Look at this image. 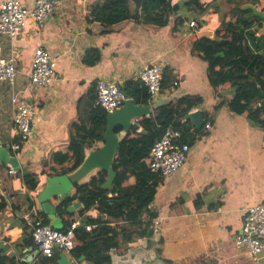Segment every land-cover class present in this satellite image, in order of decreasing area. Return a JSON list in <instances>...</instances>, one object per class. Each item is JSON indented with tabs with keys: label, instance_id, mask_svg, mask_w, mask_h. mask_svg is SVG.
Instances as JSON below:
<instances>
[{
	"label": "crops",
	"instance_id": "0c3cea01",
	"mask_svg": "<svg viewBox=\"0 0 264 264\" xmlns=\"http://www.w3.org/2000/svg\"><path fill=\"white\" fill-rule=\"evenodd\" d=\"M4 1L0 0V5ZM19 1L32 9L33 0ZM106 1L58 0L41 28L29 19L14 38L0 35V58L13 56L17 64L15 83L0 86V148L4 150L0 153V197L7 204L0 211L1 253L14 264H55L59 255H41L30 238L34 219L52 227V213L59 220L58 229L73 222L80 229H92L81 225L97 213L93 209L84 211L78 201L69 204L80 203L66 220L59 215L62 184L56 183L46 194L53 177L41 178V187L33 192L23 184V176L38 174L42 167L51 166L55 154H64L77 141L73 124L81 121L91 129L97 80L122 86L138 81L135 76L144 66L159 63L164 70L162 88L149 105L155 103L158 109L176 100H192L195 105L190 112L200 111L204 124L196 130L186 116L182 119L193 139L189 138L184 165L157 186L151 205L157 213L152 245L141 239L127 250H154L170 264H264V245L253 262L245 250L234 244L246 208L264 203V111L259 118L252 114L264 107V94L249 111L233 113L229 107L234 97L231 86L213 88L208 79L209 63L195 54L201 40H215L224 34L225 24L236 21L238 8L250 11L251 21L258 19L261 26L256 37L264 35V0H197L198 5H187L191 0H171L178 7L162 27L134 18L103 25L93 10ZM128 4L132 16L141 15L132 0ZM202 7L207 10L201 14ZM191 21L198 27L190 28ZM247 44L253 49L249 41ZM38 48L55 59V77L44 88L31 85L29 80L31 61ZM18 91L35 111L32 137L13 152L10 146L18 142V136L10 99ZM102 144L101 140H87L83 143L84 156ZM10 169L16 171L14 176L8 174ZM134 181L133 177L128 180L130 185ZM69 192L71 197L73 186ZM78 246L81 242L76 239L75 247ZM127 250L111 252L123 256ZM60 252L69 264H92L74 250Z\"/></svg>",
	"mask_w": 264,
	"mask_h": 264
},
{
	"label": "trees",
	"instance_id": "16d2710c",
	"mask_svg": "<svg viewBox=\"0 0 264 264\" xmlns=\"http://www.w3.org/2000/svg\"><path fill=\"white\" fill-rule=\"evenodd\" d=\"M132 1L141 15H131L129 0H107L102 6H96L93 14L96 20L107 26L134 18L148 25L162 27L167 25L169 17L178 7L172 5L171 0ZM188 3L199 4L197 0ZM206 10V7H202L200 13ZM237 12L236 21L225 24L224 34L215 40H201L195 46V54L209 63L208 79L213 88L231 86L234 97L229 107L233 113L243 114L263 99L264 35L256 37L261 24H257V18L250 20V11L238 8ZM248 41L253 49L248 46ZM93 62L95 60L90 63ZM215 67L219 69L215 70ZM120 88L137 105L151 103L146 87L139 81L125 82ZM194 105L192 100L180 99L159 107L149 117L138 122L140 131L130 130L122 138L112 166L116 177L110 190L101 188L107 180V174L98 170L84 183L73 185V195L57 207L59 215L64 220L70 216L67 207L72 201L82 203L84 211L93 209L97 213L95 218L87 217L81 225L91 226L90 231L80 228L75 231L76 239L81 242V246L73 249L78 255L84 256L92 264H110V252L113 250L125 253L128 247L141 239H147L151 247L153 220L157 217L151 205L163 178L149 171L145 159L167 128L181 132L179 142L188 144L190 135L182 119ZM263 111L264 107L253 110V117L259 118ZM106 116L107 113L96 106L90 115V130L81 121L73 124L71 129L77 141L64 154H55L51 166L42 167L38 174H25V187L36 192L41 187V178L65 176L80 168L84 158L83 143L101 140ZM120 131V128H115V133ZM192 139L191 136L190 141ZM131 177L135 180L133 185L128 182ZM6 206L0 197V211ZM42 223L47 225L46 222ZM21 227L23 231L27 230L26 226ZM0 264L14 263L0 252Z\"/></svg>",
	"mask_w": 264,
	"mask_h": 264
},
{
	"label": "built area",
	"instance_id": "2783aa9c",
	"mask_svg": "<svg viewBox=\"0 0 264 264\" xmlns=\"http://www.w3.org/2000/svg\"><path fill=\"white\" fill-rule=\"evenodd\" d=\"M58 0H33L32 9H28L19 0H5L0 5V35L9 38L17 36L26 25L27 20H32L38 28H41L47 18L55 10ZM190 28L198 25L191 21ZM164 70L161 64L151 63L144 66L135 76L147 89L151 99L156 98L162 86ZM17 76V64L13 56L0 58V86L2 84H14ZM55 77V59L43 48L34 52L30 66L29 80L31 85L44 88L51 84ZM121 86L114 81L97 80L96 106L107 114L120 107L128 99L121 91ZM13 108V124L17 131L18 142L11 144L10 148L16 152L20 145L27 142L33 134L32 117L34 105H32L20 91L11 95ZM210 129L209 124H205ZM181 134L177 130L167 128L161 139L150 149L145 159L151 173L162 178L175 174L185 163L189 146L179 142ZM9 175L14 176L16 171L10 169ZM155 224V221H153ZM78 223H70L64 229H54L44 225L40 220L31 224L30 238L33 245L43 256H51L54 247L65 252H71L75 248V231ZM90 231V227H85ZM236 247L246 251L248 257L256 262L264 245V203L256 204L246 208L242 220L240 233L234 236Z\"/></svg>",
	"mask_w": 264,
	"mask_h": 264
},
{
	"label": "water",
	"instance_id": "95a60500",
	"mask_svg": "<svg viewBox=\"0 0 264 264\" xmlns=\"http://www.w3.org/2000/svg\"><path fill=\"white\" fill-rule=\"evenodd\" d=\"M157 104L151 105H137L131 99H127L122 107L119 109L108 113L106 116V124L101 133L102 146L96 150L88 152L80 165V168L74 172L72 176H61L53 177L49 181V187L46 190V194L53 190V186L56 183L62 184L61 192L59 194L61 204L70 198L69 189L74 184H78L85 178H88L95 171H105L107 174V180L101 185L103 190H110L112 188L113 182L115 180L116 174L113 171V162L116 158L117 151L120 146V141L130 130H139L138 122L147 118L152 114V110H156ZM186 120L192 122L193 127L197 130L200 129L204 121L201 118L200 111L190 112L186 116ZM115 128H120L121 131L115 133ZM4 150L0 148V153ZM6 153V152H5ZM7 154V153H6ZM73 178V179H71ZM80 203L75 202L68 205L67 211L74 212L75 209L79 207ZM51 220V226L54 229H58L59 220L55 219L53 213L49 215ZM144 240H142L143 243ZM3 246L0 245V252ZM60 248L54 247L52 252L58 254L59 257L55 264H69L67 258L61 255ZM110 264H167L161 260L155 253L154 250L145 249H129L123 256H115L110 253Z\"/></svg>",
	"mask_w": 264,
	"mask_h": 264
}]
</instances>
